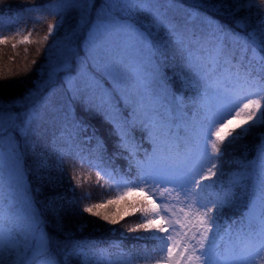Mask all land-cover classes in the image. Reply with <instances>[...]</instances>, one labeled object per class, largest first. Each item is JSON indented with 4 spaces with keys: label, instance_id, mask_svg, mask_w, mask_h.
<instances>
[{
    "label": "snow or ice",
    "instance_id": "1",
    "mask_svg": "<svg viewBox=\"0 0 264 264\" xmlns=\"http://www.w3.org/2000/svg\"><path fill=\"white\" fill-rule=\"evenodd\" d=\"M22 3L24 11L38 14L31 18L33 26L17 24L14 33L6 35L0 20V45L26 32L18 43L38 44L36 51L43 48L45 63L34 88L8 105L0 103V188L23 187L16 133L22 139L35 135L34 124L48 115L53 126L61 128L60 137H54L60 165L70 156L95 168L98 185L116 190L109 204L134 191L142 194L139 207H133L141 214L137 228L146 235L133 239L153 243L125 249L116 241L107 247L103 241L77 242L57 259L25 189V195L9 200L6 208L0 203V264H71L73 259L79 264H264V132L256 134L252 159L245 155L225 160L235 145L264 127V0H192V7L177 0H101L82 55L72 36L94 0ZM229 6L233 16L245 13L232 20V27L199 12ZM45 9L54 19L47 32L33 40L34 33L39 35L34 25L46 19ZM73 10L80 13L81 24L71 36L65 32L60 37L64 17ZM134 16L144 19L122 18ZM169 45L182 62L174 74L179 92L161 77L155 61ZM38 101L39 106H33ZM76 103L112 126L119 138L116 147L129 153L128 171L135 169L134 178L101 163L105 149L98 138L84 154L78 137L88 129L75 117ZM14 107L27 110L13 112ZM234 122L236 128H229ZM134 131L143 133L152 145L150 152L142 149ZM241 146L247 148L246 143ZM246 197L253 208L259 205V215L250 210L240 221L225 215L226 208L238 209ZM100 207L94 204L82 211L99 217L94 209ZM102 219L117 223L108 215ZM85 227L80 224L78 230Z\"/></svg>",
    "mask_w": 264,
    "mask_h": 264
},
{
    "label": "trees",
    "instance_id": "2",
    "mask_svg": "<svg viewBox=\"0 0 264 264\" xmlns=\"http://www.w3.org/2000/svg\"><path fill=\"white\" fill-rule=\"evenodd\" d=\"M27 3H35L37 5L52 4L54 0H25ZM101 0H94V7L85 14V22L81 28L72 36L74 46L78 47L81 55L84 51L87 32L91 26V21L95 20L96 9L100 6ZM178 4L185 7H192V0H177ZM24 3L22 0H0V20H2L3 28L6 35L14 33L17 24L20 26L28 25L32 27L31 18L36 13L24 11ZM49 9H45L44 17L41 23L34 25L37 33L33 34L32 39L36 40L42 37L47 32V24L53 21V16L49 15ZM255 9L252 10V19L255 20ZM202 16L210 17L224 27H232V20L235 17L245 15L244 12L236 13L233 16L231 6L221 8L219 12L211 11L207 8L199 9ZM124 19L132 18L137 22L144 19L143 16L122 17ZM81 24L80 13L77 10L68 12L64 17L63 27L59 31V36L63 37L65 32L72 35V30ZM239 31V30H237ZM25 34H27L25 32ZM18 37L11 40L8 45H0V103L4 105L10 104L13 99L20 97L29 89L35 87L34 82L39 79L40 73L38 69L45 63V52L42 48L41 52L37 53L38 44H20ZM163 33L157 39H162ZM53 38H50L49 43H53ZM12 43H17V47L13 49ZM25 48L28 49L25 52ZM36 60V64H32V60ZM155 61L159 67L161 77L167 81L169 87L177 92L180 91V83L175 73L181 70V59L171 45L163 49L155 57ZM46 91V90H45ZM189 94V93H188ZM35 107L39 106V101ZM9 109L5 108V111ZM13 112L26 111L25 108H11ZM75 117L78 118L87 127V132H81L78 139L81 141V146L84 149V154L88 155L90 150L96 145V139L103 141L104 159L101 163L113 170L114 173L126 175L128 178L135 177V169L131 172L129 168V153L128 151L117 148L118 137L114 134L113 128L106 123L102 117L94 113L85 111L84 107L75 104ZM38 127L35 135H29L27 139H22L19 133H16V140L19 142L21 151V167L24 172L23 187L19 191L7 190L0 188V203L6 208L8 201L20 199L25 195L27 189V198L32 202L34 210L38 211L41 216V222L48 236L52 239V249L56 254L57 259L63 255L65 248H71L74 243L88 241H103L107 247L110 240L117 238L121 233H124V243L133 241V245L147 243L149 246L152 241H137L133 239L137 236H144L146 233L143 229H138L137 225L141 223L140 212L136 211L133 204L139 207V201L142 194L139 192L129 193L124 199L118 200L115 203H107L113 200L116 195V190L109 189L105 184L101 188L97 183L96 169L89 167L87 164L81 165L70 156L64 158L63 164L57 156V145L54 142V137L59 138L61 128L53 126L51 117L44 115V118L34 124ZM71 131V129H69ZM264 132V127H259L254 130V134L247 136L244 141L234 146L230 156H226L225 160L232 157L245 156L252 159L255 154V145L258 143L256 134ZM95 133V137L87 142L84 137L91 136ZM134 137L142 144V149L151 151L152 145L143 139V133L139 131L133 132ZM247 144V148L242 147V144ZM143 152L139 154L142 158ZM94 159V157H91ZM63 171L60 170V167ZM75 169V171H74ZM228 170V165L225 164V171ZM75 175V179L73 176ZM123 191V189H121ZM90 196V198H86ZM101 204L102 207L95 208L94 211L100 213V216H93L83 212L85 206ZM250 208V201L246 197L245 203L238 208L237 214L243 218L244 214ZM229 209H225L227 211ZM236 212V210H229ZM108 215L114 218L117 223L112 224L102 217ZM80 224H86L87 227L83 231H79ZM115 228V233L110 232V229ZM128 229H134L128 231ZM132 237L133 240L130 239ZM131 248V247H128ZM62 264V262H61ZM71 264H79V260L73 259ZM154 264V262H153Z\"/></svg>",
    "mask_w": 264,
    "mask_h": 264
},
{
    "label": "rangeland",
    "instance_id": "3",
    "mask_svg": "<svg viewBox=\"0 0 264 264\" xmlns=\"http://www.w3.org/2000/svg\"><path fill=\"white\" fill-rule=\"evenodd\" d=\"M214 20V19H213ZM216 21V20H215ZM23 35H25V33H22V35L21 36H17L18 38H17V40H21L22 38H23ZM188 95H191L190 93L188 94ZM238 122H242V121H238ZM236 124H237V122H234L232 125H230L229 126V128H236ZM227 131V130H226ZM246 199V198H245ZM252 205V204H251ZM236 210V212H231V211H229V210H227V211H225V215L226 216H231L232 217V219L233 220H237L238 219V215L239 214H237V212L239 211L238 209H235ZM238 210V211H237ZM250 210H252V211H254L255 212V214H257V215H259V213H260V211H261V209H260V207H259V205L258 204H256V206L253 208V206H251V209ZM124 235L123 236H121V234L117 237V238H114L113 240H111V241H116V242H120L121 244H122V246L125 248V249H128V247H131L135 242H133V241H129V242H125L124 243ZM130 239L131 240H133L132 239V237H130Z\"/></svg>",
    "mask_w": 264,
    "mask_h": 264
}]
</instances>
